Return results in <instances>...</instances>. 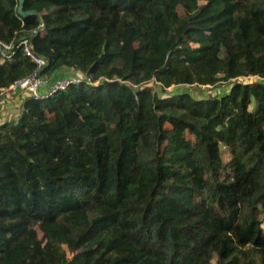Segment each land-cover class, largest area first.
Returning a JSON list of instances; mask_svg holds the SVG:
<instances>
[{"label": "trees", "instance_id": "obj_1", "mask_svg": "<svg viewBox=\"0 0 264 264\" xmlns=\"http://www.w3.org/2000/svg\"><path fill=\"white\" fill-rule=\"evenodd\" d=\"M19 1L0 39L92 82L0 124V264H264V0Z\"/></svg>", "mask_w": 264, "mask_h": 264}, {"label": "built area", "instance_id": "obj_2", "mask_svg": "<svg viewBox=\"0 0 264 264\" xmlns=\"http://www.w3.org/2000/svg\"><path fill=\"white\" fill-rule=\"evenodd\" d=\"M19 50L24 52V55L31 60L35 65L33 73L14 83L10 87L1 89L0 98L8 99L13 95L21 96L22 98L44 99L52 96L53 94L66 90L71 84H81L82 81L91 83V78H64L58 79L51 83L47 76L43 75V71L48 65L45 57L38 54L29 38L19 37L12 42H5L0 39V55L4 60H11ZM43 91V89H45ZM1 99V100H4Z\"/></svg>", "mask_w": 264, "mask_h": 264}, {"label": "rangeland", "instance_id": "obj_3", "mask_svg": "<svg viewBox=\"0 0 264 264\" xmlns=\"http://www.w3.org/2000/svg\"><path fill=\"white\" fill-rule=\"evenodd\" d=\"M199 3L202 5L205 3V0H199ZM244 80L247 79H239L238 82H243ZM254 80V79H252ZM249 81V80H248ZM236 82V81H234ZM154 90L159 93L161 96H169L178 92H187L191 93L195 98L197 99H205V98H210V97H216V96H223L225 95L229 88H230V83H221L217 87H201V86H175L170 89H167L166 91H162L157 85L153 86ZM21 97V96H20ZM4 99V98H0ZM5 101V99H4ZM12 113V112H11ZM18 111L16 113L9 115L12 118H17Z\"/></svg>", "mask_w": 264, "mask_h": 264}, {"label": "crops", "instance_id": "obj_4", "mask_svg": "<svg viewBox=\"0 0 264 264\" xmlns=\"http://www.w3.org/2000/svg\"><path fill=\"white\" fill-rule=\"evenodd\" d=\"M59 75H65V76H70V75H75L76 73L74 71L71 70H62L60 72H58ZM60 77V76H59ZM45 89H43V91H45ZM23 100L24 98L18 96V95H13L8 97V99L4 100H0V124L9 121V120H13V119H17L21 112H22V104H23ZM16 111H18V114L16 115L17 118H12L9 115H12L13 113L15 114ZM12 112V113H11Z\"/></svg>", "mask_w": 264, "mask_h": 264}, {"label": "water", "instance_id": "obj_5", "mask_svg": "<svg viewBox=\"0 0 264 264\" xmlns=\"http://www.w3.org/2000/svg\"><path fill=\"white\" fill-rule=\"evenodd\" d=\"M26 0H20L19 1V15L22 17V18H28L30 16H33V15H37L39 16V12L38 11H25L24 10V4H25ZM45 28V25L42 26L41 29H44Z\"/></svg>", "mask_w": 264, "mask_h": 264}]
</instances>
